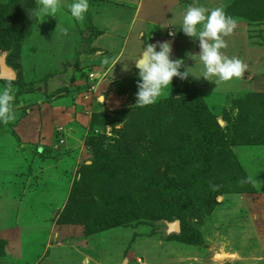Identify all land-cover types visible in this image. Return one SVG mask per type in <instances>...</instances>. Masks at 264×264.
Masks as SVG:
<instances>
[{
    "label": "rangeland",
    "instance_id": "obj_1",
    "mask_svg": "<svg viewBox=\"0 0 264 264\" xmlns=\"http://www.w3.org/2000/svg\"><path fill=\"white\" fill-rule=\"evenodd\" d=\"M159 1L151 10L173 22L165 38L171 58L193 75L173 78L144 107L136 100L138 70L118 69L128 41L116 52L105 44V14L129 23L135 11L123 4L140 0H89L79 24L68 11L72 0H60L61 10L45 19L34 15L40 0H0V57L15 71L13 81L0 79L15 96V119L0 123V264H84L89 234L111 227L118 228L88 240L105 249V264L123 263V250L139 255L131 264H264V0ZM187 5L223 6L236 19L221 51L247 65L241 78L199 77V41L179 31ZM63 151L78 156L54 214L43 209L45 199L32 200L52 184L53 169L32 174V167L41 152L50 159ZM60 221L70 228L56 232L60 246L44 258L47 229L53 235ZM166 236L184 244L159 246Z\"/></svg>",
    "mask_w": 264,
    "mask_h": 264
},
{
    "label": "clouds",
    "instance_id": "obj_2",
    "mask_svg": "<svg viewBox=\"0 0 264 264\" xmlns=\"http://www.w3.org/2000/svg\"><path fill=\"white\" fill-rule=\"evenodd\" d=\"M60 10V0H40V6L34 15L45 19L49 16L55 17ZM68 11L76 21L83 22L89 11V0H72ZM236 28V19L227 14L223 6L211 9L204 6H186L179 31L199 41L201 49L199 58L203 65V73L199 77L217 84L243 76L247 65L241 59L230 58L221 51L227 48L224 38L231 35ZM168 34L175 36L174 32ZM171 55V42L148 43L139 58L134 61L135 68L138 70L137 105L147 107L156 104L165 90L172 88L173 78H178L183 82L188 80L190 74L193 75L189 70L180 71L184 61L174 60ZM104 62L109 61L106 59ZM124 70H128L127 66ZM14 100L11 82L0 87V123H8L15 119Z\"/></svg>",
    "mask_w": 264,
    "mask_h": 264
},
{
    "label": "crops",
    "instance_id": "obj_3",
    "mask_svg": "<svg viewBox=\"0 0 264 264\" xmlns=\"http://www.w3.org/2000/svg\"><path fill=\"white\" fill-rule=\"evenodd\" d=\"M146 2H147V0H146ZM159 2H160L159 0H148V4L146 6H144L142 4V0H140V2L138 4H134V5H132V4L131 5L125 4L124 5L123 4V8L124 7L134 8V11H135L133 13V16L131 19L132 21L129 23H122V20L120 18L119 19L115 18V19H117V20H115V21H117V23L115 22V24H114V21H113L114 19L108 18L106 16V14L104 13L105 14V42H106L105 44H106V46L109 47V49H111L112 51L116 52L118 49H120V45L123 47L124 42L128 41V44L130 47V48L126 49V52L128 50L129 53L127 55L125 54L124 60L121 61L122 64L119 65V68H118L119 70L125 69V66H127L128 71H130V67L131 68L134 67V70H135L136 68L134 65V61L137 59L138 56L141 55L143 48L146 47L148 43L149 44H156V42L159 43L158 39H160L161 42H165V40H166L165 38H167V36H168L166 33L169 31V29L174 30L173 22H169V23L166 22L164 20V18H162L160 15L155 14L156 10H154V9L151 10V7L154 6L155 4L159 3ZM184 8L185 7H183V9ZM119 16H120V14H119ZM135 21H136V23H140V25L138 27L134 28ZM137 21H139V22H137ZM171 21H174L173 18ZM56 22L62 23L63 19L58 18ZM77 23L79 24L81 22L77 21ZM179 23L182 24L181 21ZM106 25H110V27H107ZM137 34H138L137 39H135ZM107 38L110 40H107ZM112 41L114 42V44H111ZM134 44L138 45V47H139L138 50H136V51H134L136 49L134 47ZM130 49H131V51H130ZM157 51H159L158 48H157ZM128 64H130V65H128ZM20 130H22L21 132L23 134V137H25V136L28 137L29 135H31V134H27L28 131L26 132L25 129L23 130V128H20ZM20 130H19V132H20ZM43 132L45 134H48L49 131L47 129H45V131H43ZM37 137H38V132H37ZM63 152H64V154H66V157L61 158L60 155H54L52 153L51 156H55V158L50 157V159L42 158L41 157L42 152H41L37 157L39 160V161H37L38 165L36 164V165H33V167H32V174L34 173V171L36 173L39 169H41L42 166H44L46 168L51 166V169H53V173L50 175V178H51L50 180H52V184L51 185L48 184L45 192L43 191V197H42V193H41V195L39 194V197L37 196V198L35 197V199L33 198L32 200L36 201V200L42 199V198L45 199V201L48 204H47V207H44L43 209H46V210L53 209V210H55L54 214H56L58 209L62 207L61 204L65 201L62 198H63L64 192L66 194L68 193V188H69L68 185H70V183L68 181L66 182V179L70 180L72 178L73 173L71 172V169L74 167L73 162L75 161V159L78 156L77 154H74V153L67 154L66 151H63ZM73 156H74V158H73ZM36 174H34V175H36ZM56 176L59 179H57ZM64 176H66L65 180H63L65 178ZM61 179L63 181H60ZM5 181H6V178H5ZM26 182H27V180H26ZM14 192H15V190H14ZM54 208H56V209H54ZM52 221H54V219ZM50 226H51V224H50ZM52 226L55 227L53 235H49V231H50L49 227H48L47 232H46L47 233L46 245L43 248L44 252L42 254V256L44 258L48 257V249L50 247L60 246V245H57L60 243H59V240H57L58 236L55 235L56 232H59L60 230L63 231L66 228H67L66 230H69V228H70V227L64 228L63 226L58 225L57 223L55 225L52 224ZM71 228H74V227H71ZM72 230H75V228ZM111 230H113V229H111ZM107 231H109V230H107ZM103 232H106V231H103ZM103 232H100V233L94 234V235H90L87 237L86 241L84 240L85 242L82 246L84 247L87 244L89 245L88 255L90 256V258L85 256L84 259H82V260H84V262H83L84 264H105L106 260L104 259L105 256H103V253H105V249H102V247H99V245H97L95 242L89 244V242H92V240H93V239L90 240L91 238L96 237L95 239L97 240V239H99L98 236ZM51 236H52V238L54 237V239H56V242L54 239H52L53 240L52 242L49 241L51 244L50 243L47 244L48 239H51ZM162 238H163V240L160 241V243H158V244H159V246L164 244L165 246H163V247H165L168 250L171 248V246H173L171 250H174L175 248H179L177 246V244H175V243L182 244L180 242L174 241L173 239H170L169 236L168 237L167 236L162 237ZM71 240H72V238H71ZM88 240H90V241L88 242ZM173 242H175V243L173 245H171ZM135 243H137V242H135ZM158 244H157V246H158ZM79 246L80 245H76L74 248L73 247L72 248L70 247V248L75 250V249L79 248ZM83 247H81V248H83ZM134 247H137V245L136 244L135 245L133 244V246L130 245V248H134ZM98 248H99V250L97 251ZM85 249H88V248H85ZM92 249H94L95 253H96V251L98 253L101 252L102 256L99 259L100 261L95 256H92V253H91ZM122 253H123V255H122L123 257L120 259H124L123 263L126 261V264H129V263L131 264L132 260H128V259H130V258L133 259V258H135V256H139V255H136L137 253H135L134 256L126 255L127 252H124V250L122 251ZM178 257H181V256H178ZM171 260H173V259H171ZM171 260H169L170 264H172ZM43 262L40 264H43ZM123 263H121V264H123ZM148 263H146V264H148ZM166 263H167V261H166Z\"/></svg>",
    "mask_w": 264,
    "mask_h": 264
},
{
    "label": "water",
    "instance_id": "obj_4",
    "mask_svg": "<svg viewBox=\"0 0 264 264\" xmlns=\"http://www.w3.org/2000/svg\"><path fill=\"white\" fill-rule=\"evenodd\" d=\"M6 54H2L0 57V79L2 80H8L13 81L15 79V72L6 64L5 61ZM171 226L175 227V229H178V223H172ZM170 228V226H169Z\"/></svg>",
    "mask_w": 264,
    "mask_h": 264
},
{
    "label": "trees",
    "instance_id": "obj_5",
    "mask_svg": "<svg viewBox=\"0 0 264 264\" xmlns=\"http://www.w3.org/2000/svg\"><path fill=\"white\" fill-rule=\"evenodd\" d=\"M7 59V58H6ZM6 64L8 65V63H7V60H6ZM9 66V65H8ZM49 88H50V85L48 84L47 85ZM156 135V137L157 136H160L161 134L158 132V133H156L155 134ZM158 139H159V137H158ZM159 141V140H158ZM197 151H201L202 150V147L201 146H198L197 147V149H196ZM197 151H195V153L197 154ZM197 169V171H199V168L197 167L196 168ZM197 171H196V173H197ZM187 174V173H186ZM188 175H189V177H190V174L188 173ZM185 177V176H184ZM204 201H205V203H206V205H208L209 204V202H210V199H209V197L208 198H206V199H204ZM65 216H68V214L67 215H65ZM72 216V215H71ZM68 220V222H70V219H67ZM68 222H65V223H68ZM65 223H62L61 221L58 223L57 222V224L58 225H61V226H63V225H66ZM86 228H88L87 226H86ZM114 228H118V227H111V228H108V229H105V230H102V231H98V232H95V233H92L93 235L94 234H98V233H100V232H103V231H107V230H111V229H114ZM89 236H90V234H89ZM180 237V236H179ZM170 238V237H169ZM171 239V238H170ZM174 240V239H173ZM174 241H177V242H180V243H182V244H184V242L181 240V239H178V238H176Z\"/></svg>",
    "mask_w": 264,
    "mask_h": 264
},
{
    "label": "bare ground",
    "instance_id": "obj_6",
    "mask_svg": "<svg viewBox=\"0 0 264 264\" xmlns=\"http://www.w3.org/2000/svg\"><path fill=\"white\" fill-rule=\"evenodd\" d=\"M172 230H176L175 227L172 226Z\"/></svg>",
    "mask_w": 264,
    "mask_h": 264
}]
</instances>
